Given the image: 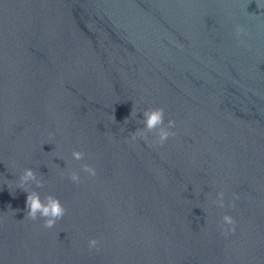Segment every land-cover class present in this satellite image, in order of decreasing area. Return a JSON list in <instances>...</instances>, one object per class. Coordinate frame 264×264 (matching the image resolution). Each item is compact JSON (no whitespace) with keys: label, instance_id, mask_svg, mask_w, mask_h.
<instances>
[{"label":"water","instance_id":"obj_1","mask_svg":"<svg viewBox=\"0 0 264 264\" xmlns=\"http://www.w3.org/2000/svg\"><path fill=\"white\" fill-rule=\"evenodd\" d=\"M0 264H264V0H0Z\"/></svg>","mask_w":264,"mask_h":264},{"label":"clouds","instance_id":"obj_2","mask_svg":"<svg viewBox=\"0 0 264 264\" xmlns=\"http://www.w3.org/2000/svg\"><path fill=\"white\" fill-rule=\"evenodd\" d=\"M258 5V4H257ZM259 7V5H258ZM235 32L237 37H240L242 34L247 35L246 29L241 26H235ZM137 113H135L136 115ZM133 111H132V116ZM114 119V117H113ZM165 112L164 108H148L143 112V123L144 127L141 130H137L133 132L131 135V140H136L137 137L144 139L147 141V134L155 132V139L151 142V146L160 145L163 146L169 137L175 136V132L171 131L172 128L175 127V121L169 119L167 124L165 125ZM52 135L51 133L49 134ZM72 158L76 161L83 160L85 157V153L83 151H73L71 153ZM81 169L84 173L88 174L91 177H95L97 175L96 168L89 164L81 165ZM69 179L79 184L81 181L80 174L72 171L69 173ZM29 182H34L37 187L43 186V180L38 178L37 173L31 168L23 169L21 175L19 176L18 187H25L29 184ZM224 192L221 191L218 193L217 200L213 201V203L217 204L219 207L223 208L225 206L224 202ZM234 200H238L240 197L238 194L233 193ZM232 207H235V204L232 203ZM26 215L24 219H28L31 221H36L39 218L43 219V228L52 229L55 227L57 221L61 220L65 213L66 208L61 203L60 199L54 195H46L43 200L41 196L36 191H30L27 193L26 198ZM222 234L227 236L229 233H235L236 231V221L233 216L229 214H225L222 216ZM101 246V241L92 238L88 241L89 250L96 249L99 250Z\"/></svg>","mask_w":264,"mask_h":264}]
</instances>
